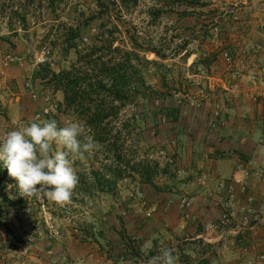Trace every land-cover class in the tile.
Listing matches in <instances>:
<instances>
[{"label":"rangeland","instance_id":"rangeland-1","mask_svg":"<svg viewBox=\"0 0 264 264\" xmlns=\"http://www.w3.org/2000/svg\"><path fill=\"white\" fill-rule=\"evenodd\" d=\"M8 1L0 0V142L8 132L43 120H56L60 127L79 121L91 134L79 112L61 106L64 92L35 78L41 65L95 74L104 64L125 67L130 55V71L139 79L131 88L133 98L113 104L108 99L96 102L116 108L105 122L106 139H94L99 148L85 153V160L73 162L79 182L70 203L61 206L20 196L17 182L0 161V264H117L122 258L125 264H147L161 249L145 248L134 233L139 223L129 221V216L135 219L143 207L150 217L154 210L145 189L167 191L175 179L183 181L189 173L176 156L172 138L175 103L188 100L175 97L174 92L205 89L190 75L210 73L215 60L234 65L240 49L231 42V34L238 30L221 35L223 13L249 6L251 0H67L59 19L48 20L37 11L27 15L26 28L16 18L10 25L9 10L2 8L15 4ZM262 1L253 5L258 7ZM228 21L232 25L233 17ZM72 31L75 37L70 41ZM72 43L77 48L70 49ZM42 50L49 51L48 59L38 63L36 56ZM225 52L232 62L223 56ZM261 53L264 43L241 50L250 61ZM205 61L209 69L202 64ZM249 77L254 82L259 79L256 71ZM161 150L174 155L175 161L160 155ZM115 235L125 250L116 246L111 237ZM201 240L183 238L178 244L171 240L164 248L173 250L177 264L210 262L218 250ZM172 244H177L175 250Z\"/></svg>","mask_w":264,"mask_h":264},{"label":"crops","instance_id":"crops-1","mask_svg":"<svg viewBox=\"0 0 264 264\" xmlns=\"http://www.w3.org/2000/svg\"><path fill=\"white\" fill-rule=\"evenodd\" d=\"M254 2L251 0L249 6L223 13L221 35L234 28L238 30L231 34V42L240 49L234 65L226 66L215 60V69L211 67L210 73L207 70L208 73L190 75L191 81L203 82L205 89L189 90L196 97H207V103L201 108H194L187 102L175 103L172 138L176 141V156L181 165L189 168V176L183 181L175 179V185L169 186L167 191L159 187L145 189V198L155 210L146 217L142 207L135 219L129 216V221H138L140 227L134 233L145 245L162 250L171 240L178 244L183 238L203 239L218 250L209 264H246L249 260L264 264V259H260L264 255V53L255 61L241 55L242 49L264 43V0L258 7ZM230 16L233 17L232 25L228 23ZM194 57L189 58V63ZM235 71H238L237 77ZM253 71L258 74L257 82L250 80L249 74ZM209 102L225 109L214 129L210 126L212 107ZM240 163L250 171L248 188L245 192L236 191L239 203L233 213V223L222 235L213 229V224L224 217L223 185L228 183ZM203 171L209 176L208 187L196 181V176ZM209 193L212 196L207 200ZM183 197H189L190 205L182 204ZM142 199L144 204L145 199ZM111 237L118 248L125 250V244L117 235ZM177 244L171 247L175 250ZM117 260L119 258H115V262ZM120 262L117 264L127 261L122 258Z\"/></svg>","mask_w":264,"mask_h":264},{"label":"clouds","instance_id":"clouds-1","mask_svg":"<svg viewBox=\"0 0 264 264\" xmlns=\"http://www.w3.org/2000/svg\"><path fill=\"white\" fill-rule=\"evenodd\" d=\"M98 148L84 123L73 121L60 127L56 120H43L8 132L0 142V161L17 182L20 196L64 206L79 182L73 162L85 160V153ZM147 264H177V257L164 248Z\"/></svg>","mask_w":264,"mask_h":264},{"label":"trees","instance_id":"trees-1","mask_svg":"<svg viewBox=\"0 0 264 264\" xmlns=\"http://www.w3.org/2000/svg\"><path fill=\"white\" fill-rule=\"evenodd\" d=\"M15 4L10 7L3 6V10H9L10 25L13 19H18L22 28H26L27 15L36 13L45 14L48 20L55 21L61 17L66 7L67 0H9ZM8 1V2H9ZM124 1V0H121ZM16 32L15 28L11 29ZM70 41L74 40L75 32L72 31ZM71 48H77L75 43H72ZM224 56V55H223ZM131 56L127 55L128 64L123 67L113 63L111 65L104 64L98 73L75 74L74 67L71 69H63L60 71L53 70L49 65H41L35 72V78L46 80L55 84V88L64 92L65 102L61 106H65L67 112L76 111L85 118L86 124L90 128L91 135L96 140H105L108 134L106 121L112 117L113 109L108 103L97 104L111 100L113 104L116 101H123L134 97V92L131 90L133 85L138 81L137 75L130 71ZM204 62V61H203ZM206 69L207 62L202 63ZM122 66V67H121ZM110 102V101H109ZM95 104V105H94ZM97 104V105H96ZM1 106V105H0ZM111 110V111H110ZM116 114V112H114ZM1 176V175H0ZM2 186H0L1 194ZM3 198H8L3 195ZM15 208H18L16 202L11 198L7 199ZM8 227V226H7ZM200 241H202L200 239ZM209 246H212L209 244ZM202 264H209V259H203Z\"/></svg>","mask_w":264,"mask_h":264},{"label":"built area","instance_id":"built-area-1","mask_svg":"<svg viewBox=\"0 0 264 264\" xmlns=\"http://www.w3.org/2000/svg\"><path fill=\"white\" fill-rule=\"evenodd\" d=\"M49 51L42 50L40 53L37 54V62L38 63H44L47 61V54ZM224 57L227 59V61L232 62V56L228 53H224ZM238 74V71L236 72ZM254 77V76H253ZM175 97H183L186 100H188V103L190 106L194 108H201L204 106L205 103H207L205 100L197 99L192 92L190 91H178L174 92ZM210 107H212V118L210 121V126L212 129L216 128L225 113V109L217 106H213L211 102L208 103ZM49 109L46 108V112H48ZM160 155L166 157L170 162L175 161L174 155H168L167 151L161 150ZM250 176V171L243 165V164H238L235 167V170L230 177L228 183L226 185H223V189L225 191V198L223 201V208H224V217L223 219L216 221L213 224V229L217 230L220 232V234H224L230 226H232L233 223V213L237 208V205L239 203V200L236 198L237 192L236 191H241L245 192L248 188V178ZM196 181L199 185H202L204 187H208L209 185V176L208 173L202 172L199 175L196 176ZM210 193L206 197L208 200ZM249 201L252 200L251 197L248 198ZM182 204L185 206L190 205V200L189 197H183L182 198ZM153 210H155V207H152ZM260 259H264V255L260 256ZM246 264H254L252 260H249Z\"/></svg>","mask_w":264,"mask_h":264}]
</instances>
